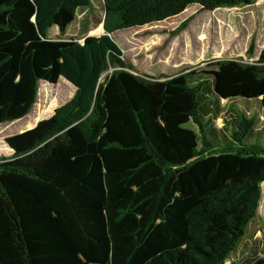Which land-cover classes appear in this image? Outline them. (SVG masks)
I'll return each instance as SVG.
<instances>
[{
	"label": "trees",
	"instance_id": "1",
	"mask_svg": "<svg viewBox=\"0 0 264 264\" xmlns=\"http://www.w3.org/2000/svg\"><path fill=\"white\" fill-rule=\"evenodd\" d=\"M92 1L0 0V123L27 114L40 82L75 88L5 137L0 264H264L255 253L225 263L264 182V126L244 109L264 113V46L254 60L141 78L110 36L191 4L255 0H102L101 34L47 36Z\"/></svg>",
	"mask_w": 264,
	"mask_h": 264
},
{
	"label": "rangeland",
	"instance_id": "2",
	"mask_svg": "<svg viewBox=\"0 0 264 264\" xmlns=\"http://www.w3.org/2000/svg\"><path fill=\"white\" fill-rule=\"evenodd\" d=\"M102 0H93L91 5L79 9L64 33L60 34L52 25L47 36L51 39L74 38L79 42L84 35H99L97 26L102 27ZM185 26L171 34L179 23ZM122 51V58L131 65V73L141 78L174 75L181 70L206 68L209 63L220 59L254 60L264 46V0L239 7H220L202 10L191 4L177 15L158 22L123 28L110 34ZM253 40V54L247 49ZM108 71L104 72L100 81ZM75 88L64 78L56 83L40 82L36 99L23 117L0 123V156L10 154L5 137L32 127L38 120L50 116L53 110L68 102ZM224 101L222 100L221 103ZM255 118V127L264 126V113L254 103L244 107ZM216 125L221 124L217 118ZM258 132V130H255ZM261 197L253 219L248 223L245 234L230 258L264 255V182Z\"/></svg>",
	"mask_w": 264,
	"mask_h": 264
},
{
	"label": "bare ground",
	"instance_id": "3",
	"mask_svg": "<svg viewBox=\"0 0 264 264\" xmlns=\"http://www.w3.org/2000/svg\"><path fill=\"white\" fill-rule=\"evenodd\" d=\"M97 29H98L99 31L102 30L101 23L98 24Z\"/></svg>",
	"mask_w": 264,
	"mask_h": 264
},
{
	"label": "water",
	"instance_id": "4",
	"mask_svg": "<svg viewBox=\"0 0 264 264\" xmlns=\"http://www.w3.org/2000/svg\"><path fill=\"white\" fill-rule=\"evenodd\" d=\"M69 82V81H68ZM73 87H74V85L71 83V82H69Z\"/></svg>",
	"mask_w": 264,
	"mask_h": 264
}]
</instances>
